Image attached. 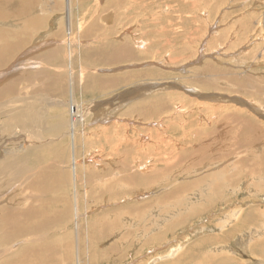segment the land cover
Masks as SVG:
<instances>
[{
  "label": "rangeland",
  "instance_id": "rangeland-1",
  "mask_svg": "<svg viewBox=\"0 0 264 264\" xmlns=\"http://www.w3.org/2000/svg\"><path fill=\"white\" fill-rule=\"evenodd\" d=\"M22 1L14 0L5 8L10 7L14 11L15 2ZM30 1L35 2L30 12L18 10L0 20V31H17L11 41L18 36L15 46L17 51L8 56L9 62H0V71L11 65H20L19 69H15L17 66L14 68L11 75L0 79V91L8 86L13 87L11 93L0 95V114L15 115L34 108L37 116L32 124L21 119L12 130L17 135L26 130L27 137L33 140L23 152L34 151V155L41 158L40 162L60 167L61 188L55 189V194L51 196L57 194L66 197L71 210L67 221L63 219L65 226L50 230L49 234L52 237L63 235L62 232L68 234L66 239L72 244L73 257H76L79 242L84 251L80 257L81 264H93L92 245L101 253L106 249L109 251L111 246L115 247L105 255L109 259L108 264H148L150 259L149 264H182L180 259L183 252L179 254L177 251L185 250L191 243L205 237H214V242L205 252L214 249L219 254L226 250L224 256L228 263L232 260L230 257L234 256L233 259L241 258L246 264H264V130L261 127L264 125V109L258 108L264 107V0ZM30 18L40 22L42 28L29 33L23 29ZM91 27L96 30L87 32ZM41 39L49 42L46 43L48 46L41 43ZM55 42L57 44L52 46ZM104 42L112 43L110 46L127 45L136 57L129 61L112 62L108 51H97ZM49 48L59 49V52L56 51L59 61L51 63L44 59V55L54 52ZM89 48L92 58L87 60L84 55ZM15 58L32 63L30 67L23 66L24 61ZM171 58L172 63L169 62ZM87 62L93 64L89 66ZM84 69H93L88 75L99 78L101 86L107 88L106 93L97 94L85 88V72H81ZM146 72L151 74L145 76ZM245 77L251 78V87L247 83L239 85L238 81H243ZM197 78L216 84L213 88L202 90L200 87L203 86L197 84ZM140 81L152 85L151 88L169 86L170 89H158L157 92L162 96L171 95L166 103L169 106L170 102L173 104V111H184L183 119H187L191 111L198 113L188 118L192 120L190 128L203 129L208 126L204 121L208 118L213 119L214 126L222 122L220 117L235 113L242 119L250 118L259 124L253 123L257 146L244 147L247 150L236 147L235 158L229 157L225 162H219V159L218 163L202 164L184 172L179 169L184 166L182 162L189 159L184 153L196 147L197 142H192L189 137L183 141L177 140L180 131L173 127L167 128L164 122L159 121V116L155 121L149 119L146 124L141 119L142 113L135 111H130L133 114L128 115L121 110L117 115L114 111L105 113L107 108L101 112L103 116L97 115L100 109L110 106L118 96H122L129 85ZM149 85L147 88L138 85L137 93L148 90ZM184 86L196 87L200 91L187 92ZM130 91L135 93L134 90ZM155 93L144 96L143 100ZM209 96L212 99H208ZM250 101L258 107L251 106ZM183 102L186 103L184 108L181 106ZM204 105L216 109L223 106L222 113L212 116L213 111H204ZM133 107L135 105H131ZM78 108L83 111L91 108V111L87 113L84 129L81 125L75 128L78 133H75L72 152L68 122L70 115ZM249 113L255 117L251 114L252 118ZM129 120H133L134 124ZM24 122L27 127L22 125ZM160 124L173 138H169L171 142H165V146L159 145L158 140L144 137L156 131L161 136L164 131L161 127L158 129ZM207 135L206 131L201 146L207 144ZM36 136L43 142H36ZM168 137L166 135L163 138L167 141ZM125 138L134 144H125ZM21 145L22 142H15V146ZM139 146L153 149L146 157V152H141ZM207 147L209 145L204 149ZM124 152L129 156H120ZM73 157L76 158L75 187L70 166ZM174 158H182V161L170 165L169 162ZM29 159L33 161L32 157ZM204 159L207 161V157ZM241 159H246V163L239 168L237 162ZM123 162H127L130 172L121 173ZM38 164L37 161L29 166V174L39 171L38 168L42 166ZM144 165H147V170L143 174L138 169ZM251 165L256 166L257 172L254 174L248 170ZM169 166L173 168L171 175L153 178L146 185L139 181L135 184L123 182L126 174L141 177L156 170L167 172ZM214 172L215 177L212 179ZM101 176L104 180L98 181ZM200 179H203L201 187L190 185V190L181 191L176 198H166L165 194L174 195L172 186L193 181L199 183ZM114 182L119 184L116 183L111 190L109 186ZM216 186L220 187L219 191H214ZM30 192V189L19 190L18 186L13 192V200L19 201L24 193ZM75 196L79 213L77 219H74V205H71ZM121 198L124 202H118ZM163 210L168 212L164 221L160 220ZM179 217L183 218L181 224L171 227ZM239 219L240 222L236 223ZM36 234L31 233L30 242L29 236L14 239L13 247L30 245L32 236ZM126 238L129 243L124 242ZM164 241L163 245H158ZM172 243L174 246L183 243L175 251V255L178 253L176 258H171L164 251ZM156 246L157 252L154 249L150 251ZM124 247L125 251L119 255ZM0 254L4 256L7 253L2 249Z\"/></svg>",
  "mask_w": 264,
  "mask_h": 264
},
{
  "label": "bare ground",
  "instance_id": "bare-ground-1",
  "mask_svg": "<svg viewBox=\"0 0 264 264\" xmlns=\"http://www.w3.org/2000/svg\"><path fill=\"white\" fill-rule=\"evenodd\" d=\"M13 1L14 0H6V2L0 1V20H2L4 17L15 14L18 10H24V11L30 12L33 9V6L35 5V2L33 3V1L23 0L22 2H15L16 3V10L12 11V8H10V7H9V9H6L5 8L6 5L11 4ZM68 2H69V0H68ZM125 14L126 13H124V15ZM26 24H27V27L26 28L22 27V28L25 29L26 31H28V33L33 32V31H38L39 29L42 28L41 27L42 24L38 21L32 20V18L28 19L26 21ZM95 25H97V24H95ZM94 30H96V28L91 27V28L87 29V32H90V31L93 32ZM16 32L17 31L7 33L5 31H0V62H2V61L9 62L8 56L13 54L14 51L15 52L17 51V50H15V46H16V42L18 40V36L16 35L14 37V40L11 41L12 37L15 35ZM66 34L69 35L70 33H66ZM44 40L45 39H41L39 41H42L41 43L44 42L45 46H48V45H46V43H49V42H45ZM14 41H15V43H14ZM51 42H54V41H51ZM56 44H57V42H55V44L52 43V46H54ZM111 44L112 43H110V42L109 43L104 42V43H102V47L98 48L97 51H102V50L108 51L110 53V57H111L112 62H117V61L119 62L120 60L121 61H123V60L129 61V60H133L136 57V56H134L135 54L133 53L131 48L128 47L127 45H125L123 47H119L118 45H115V44H113L114 46H110ZM22 45L24 47L26 46L25 44H22ZM35 47H38V46H35ZM49 49L52 51L54 50L55 53L49 52V54H46V56L44 55V59H46L48 61H52L51 63H54L55 60L59 61L58 57L56 56V51L59 52V49H54V48H49ZM49 49L46 52H48ZM40 51H42V50L40 49ZM86 52L87 53H85L84 57H86L87 60H88V58H92L91 49L90 48L86 49ZM18 53L19 52H17V54ZM17 59L15 58V60H17ZM18 60L24 61V63L22 64L23 66L29 65V67H30V63H32L31 61L20 60V59H18ZM106 61H103V62H106ZM89 62H87L86 64L89 66L91 64H93V63H89ZM169 62L172 63L173 59L172 58L169 59ZM16 66H17V68H15ZM11 67H13V68L9 71V73H7V71ZM14 68L17 70L20 68V65H18V64L15 66L11 65V66L5 68L4 70H1L0 71V79L7 74L11 75ZM91 68H93V67H91ZM181 69H183V68H181ZM92 70L93 69L81 70V72H85L84 73L85 75L83 76L84 81L86 82L84 85L85 88L86 89L90 88L92 90V92H96L97 94L106 93L107 88L101 86V83L98 80L99 78L97 79L94 76L92 77L91 75H88L89 72H93ZM94 71H98V70H94ZM99 71H101V70H99ZM39 73L41 75H43L41 71H39ZM149 73L146 72L144 75L149 76ZM157 75L159 76V74H157ZM45 77H47V76H45ZM127 77H129L130 79L132 78L130 75H128ZM238 82H239V85H241V86H243L241 83H247L248 85H250L249 87L252 86L251 78H249V77H245L243 81H238ZM197 84L198 85L200 84L199 86H203V87H200V89L204 90L207 87L213 88V86L216 83H214L210 80H204V79H198L197 78ZM138 85H144L147 88V86L149 84L146 82H141V83H135V84L129 85L126 88L125 92H122L123 93L122 96H120V97L118 96L117 99L114 102H112L110 106H107L105 108L100 109V112L97 113V115L103 116L104 114L102 115L101 112H103L107 108H109L107 111H105V113L114 111L117 113V115H119L121 110L126 112V114H128V115L133 114L130 111H135L134 113H138V114L142 113L141 119L143 122L144 121L147 122L149 119H153L155 121L158 118L157 116H159V118H158L159 121L164 122L163 124L166 127L168 126L170 129L175 128V129H177V131H180V134L178 135L179 137H177V140L183 141V140L188 139V137H189V140H192V142H193V140H194V142H197L196 147H194L190 151H186L184 153L186 157L187 156L189 157V159L184 160L182 162L184 164V166L179 167V169L183 170L184 172H187L189 170H192L193 168L199 167L202 164H206V163L212 164V162H217L219 159H220L219 162H225V160L228 159L229 157L235 158V154H237V153H235L234 150L236 147L243 148L244 150H247V149H245L246 147H250V148L253 147L254 148L255 146H257L256 145V143H257L256 135L257 134H256V131L254 130V129H256V128H254V124H256V125H259V124H257L256 122H253L249 117L248 118L250 120L247 119V117H246V119H242V118L238 117V115H236V113L230 114L229 116L220 117V119H222V122L215 124L214 126H213V122H214L213 119L208 118L207 121L204 120L208 124V126L204 127L203 129H199V128H195V127L190 128V125H192V120H188V118L193 117L194 115H199L198 113L191 111L190 112L191 114L187 117V119H183L184 115H182V113H185L184 111H182V110L173 111V107H171L173 104L170 102L171 106H169L166 103L167 102L166 99L167 98L169 99V96H171V95H167V96L163 95L162 96V95L158 94L157 90L162 89L161 86H160L161 88H157V87L151 88L152 85H149L150 88L148 90L143 91L142 93L139 94V93H137ZM168 87H163L162 90L170 89V87L169 88ZM184 87H185V90L188 89L187 92H191V91L195 92L197 90L199 93V91H200V90L196 89V87H192V86H184ZM181 88H183V87H181ZM257 89H260V88L257 87ZM130 90H134L135 93H131ZM245 90H244V92H248V90L247 91H245ZM12 91H13V87L8 86L6 89L2 88V91H0V95H1V93H4V94L8 93L9 94ZM258 91H260V90H258ZM153 93H155V94L152 95L151 97L149 96V99L143 100V98L145 99L144 96H148V95H151ZM250 94H252V93L250 92ZM253 94H254V92H253ZM258 95H260V94L258 93ZM0 98H2V96H0ZM209 98L212 99L211 96H209L208 99ZM250 103H251V106H254L255 108L258 107V106H256V104L254 102L250 101ZM131 105H135L136 109H138V110H136L135 107L131 108ZM247 105H249V104H247ZM181 106L186 107V103L183 102V104ZM248 107H250V106H248ZM258 108L264 109V107H261V106ZM1 109H2V105L0 102V110ZM20 109L24 110L25 107H20ZM206 109H210L211 111H213L212 116H214V115L222 113L221 110L223 109V106H219V108L216 109L215 107L207 105V106H205L204 111ZM250 110H252V107H250ZM3 111H4V109H3ZM90 111H91V108L88 111H83L81 108H78V109H75L73 114L70 115V117H69L68 124L70 125V130H68L69 131L68 135H69V138H71V140H72V142H71L72 152L74 151V147H75L74 146L75 145V139H74L75 133L76 134L78 133V132H76V129H77L76 126L78 127L81 125L82 128L84 129V125L86 123V116H87V113ZM0 113H1V111H0ZM251 114L249 113V115L252 117L253 114L252 115ZM0 115H1L0 116V130L3 129L2 130V136H0V250L4 249V253H7L4 256H3V254H0V264H65V262H66V264H72L74 261H75V264H81L82 260L80 259V257L82 256L81 253L84 254V251L81 249V245L79 244V242H78L76 257H73L72 244L68 243L67 239H66V236L68 234H64L62 232L63 235H59V236L56 235L54 237H52L49 234L50 230H54L56 228L65 226L63 219L65 221H67L68 217L70 216L69 213L71 210L69 207L70 202L66 199V197L57 196V194L51 196V194H55V189L57 191L58 188H61L60 187L61 184H59V181L62 182V180L60 178V173H61L60 167L57 164H46L45 165L44 162H40L41 158L39 159L38 156L34 155V151L23 152V151L27 150L28 145L30 143H32L33 140H31L30 138L27 137L28 134H27L26 130L21 132L19 135L16 134V131L12 130V128H16L17 124H19L21 119H23L25 122H27V123H29V125H31L33 120H34V117L36 118V116H37L35 109L34 108L33 109L28 108L27 110L19 112L15 115L10 114L9 116L8 115L6 116L5 113H2ZM253 117H255V116L253 115ZM76 118H79V119H76ZM243 118H244V115H243ZM25 122L22 123V125L24 127H27V124ZM129 122L134 124L133 120H129ZM149 123H152V122H149ZM146 124H148V122ZM159 127H161L162 128L161 130L164 131L163 134L161 133V136L158 133V131H156L154 133H149L148 135H144V137L147 136L149 139H151V140L153 139L154 141L158 140L159 145L163 144L165 146V144H166L165 142L170 143L171 139H173V138H171V135H170L171 133L169 134L167 129L165 130L162 124L158 125V129H160ZM261 127H262V130H264V125H261ZM187 129H189V130L187 131ZM206 131L208 132V135L205 138V140L207 141V144L201 146V144L204 141V133ZM149 135H150V137H149ZM166 135H169L168 139L166 138L167 141H165L163 138ZM172 136L174 137L175 134H172ZM169 138H171V139H169ZM125 140H126L125 141V144H126L128 142L127 141L128 139L125 138ZM16 141L22 142V145L20 147L15 146ZM36 142H38V143L43 142V139L36 136ZM144 143L146 144L147 142H144ZM129 144H134V143L128 142V145ZM190 144H192V143L190 142ZM258 144H259V142H258ZM167 145H169V144H167ZM207 145H209V147L204 149V147ZM5 146L8 150L6 148L2 149ZM139 148L141 149V152H143V151L146 152V153H144V155L146 157L149 156L148 154L150 153L151 148L153 149V147H147V146H145L144 148L139 146ZM160 149H161V147H160ZM121 155H123L122 156L123 158L126 155L129 156L126 152L120 154V156ZM255 155H257V153H255ZM221 156H222V158H221ZM29 157H32L33 161H31V159H29ZM204 157L205 158L207 157V161L204 159ZM181 159L182 158L175 160V158H174L173 160L175 162L173 160H171V162H169V164L170 165L173 163L178 164V161H182ZM183 159H184V157H183ZM37 161L39 163L38 164L39 167L40 166H42V167L38 168L39 171L36 174H34V173L29 174V172H30L29 166L34 165L35 162H37ZM160 161H162V160L160 159ZM123 163H121V165H122L121 166L122 167L121 173L130 172V169L128 167L127 162H123ZM166 163H167V160H166ZM245 163H246V159H241L240 161L237 162V164L239 165V168H242V166H244ZM75 165H76V158L73 157L72 163L70 165L71 169H72V175L74 177L73 187H75V185H76ZM172 169L173 168L171 166H169L168 169H166L167 172L162 171V170H156L155 172L153 171L151 174L148 173V174L141 176V177L126 174L123 177V180H124L123 182L128 183V184H135V183H138L137 181H139L140 183L146 185L153 178L158 179L159 177H161V175L164 176V174H165V176L168 177L169 175L172 174L171 173ZM138 170H140L143 174L146 173L147 165L142 166L141 169H138ZM243 170L240 171L239 173H242ZM246 170L247 169H245V171ZM248 170L253 174L257 172L256 166H252V165L250 166V168ZM214 177H215V172L212 174V179ZM102 179L104 180L103 176L98 178V181H100ZM202 181H203V179H200L199 183L193 181L190 183H180V184L174 185V186H172L173 187L172 193H174V195H171V193L165 194L166 198L167 199L170 198L171 200L176 198L181 191L185 192L187 189L190 190V185L201 187L203 184ZM116 183L119 184L118 182H114V184L109 186V187H111V190H112L113 186L116 185ZM18 186H19V190L30 189L31 192L29 194L24 193V197H21L19 201L18 200L15 201V200H13V199H15V197L13 196V192L16 190V188ZM219 189H220V187L216 186L214 191H219ZM58 192H60V190ZM50 196H51V198H50ZM24 199H26V200L24 201ZM123 200L124 199L121 198L118 202L123 201ZM73 201H74V203L73 204L71 203V205L72 206L74 205V207H72L74 210L73 212L75 213L74 219H77L79 216V213H78L77 204H76L77 203L76 196H75ZM160 201H163V200H160ZM183 207L186 208V206H183ZM131 208H132V206H131ZM136 209L138 210V208H136ZM201 209H203V208H201ZM162 212H160V213L162 214L163 217L161 216L162 218H160V220L164 221V220H166L165 217L167 216L168 212H165V210H163ZM179 212L181 213V208H179ZM182 221H183L182 217L176 218V220L174 221V224H172L171 227L175 226V225H180ZM239 222H240V219L236 220V223H239ZM101 226H103V225H101ZM31 233H37V234L32 236L33 240H32V243L30 245H26V246L23 245L22 247H19V248L13 247L12 241L16 238L21 237V236H24V237L29 236L30 237L29 242H30L31 241ZM69 238H72V237H69ZM91 238H94V237H91ZM149 239H154V238H149ZM168 240H171V239H168ZM168 240H166V241H168ZM68 241H69V239H68ZM128 241H129V239H127V238L124 240V242H128ZM154 241H160V240L155 239ZM166 241H164L162 244H158V245L161 246ZM213 242H214V237H212L211 239H210V237L209 238L205 237L204 239H200V240H197V241L191 243L189 245L190 247L188 246L185 250L183 249L182 251H177L179 254L181 252H183L181 259H180L181 263L182 264H221L222 262H226L227 264H246V262L243 261L241 258L233 259L234 256L230 257V259H232V260L228 263V259H225V256H224V253L226 250L224 251V253H219V254L214 249H212L211 252H209V251L205 252V249L208 246H210V244H212ZM128 243H126V244H128ZM155 243H157V242H155ZM259 243H261V242H259ZM65 244H66V246H65ZM181 245H183V243L176 244L175 246L172 243L171 247L167 248L164 251H166L167 255H171L170 256L171 258H173V256H175L174 258H176L178 256V253L175 255V251ZM257 246H259V245H257ZM11 247H12V250L10 251ZM91 247H92V255H93L91 262H93V264H97V263L98 264H100V263L108 264L109 259L105 255L109 251L115 249V247L111 246L109 251L106 249L103 253H101V252H98V249L95 250L93 245ZM156 248H158V247L156 246V247L150 248V251H152L154 249L155 252H157ZM124 249H125V247L121 248L119 255H121L125 251ZM62 250H63V252L60 253ZM88 257H90V255H88ZM160 258H162V257H160ZM150 261H151V259L147 261L148 264ZM89 264H92V263H89Z\"/></svg>",
  "mask_w": 264,
  "mask_h": 264
}]
</instances>
